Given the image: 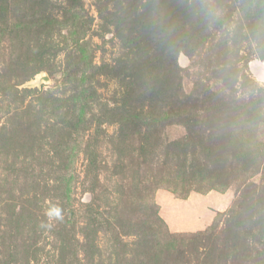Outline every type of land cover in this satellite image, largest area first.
I'll list each match as a JSON object with an SVG mask.
<instances>
[{
    "label": "rangeland",
    "instance_id": "obj_1",
    "mask_svg": "<svg viewBox=\"0 0 264 264\" xmlns=\"http://www.w3.org/2000/svg\"><path fill=\"white\" fill-rule=\"evenodd\" d=\"M0 264H264V0H0Z\"/></svg>",
    "mask_w": 264,
    "mask_h": 264
},
{
    "label": "water",
    "instance_id": "obj_2",
    "mask_svg": "<svg viewBox=\"0 0 264 264\" xmlns=\"http://www.w3.org/2000/svg\"><path fill=\"white\" fill-rule=\"evenodd\" d=\"M49 80V77L47 74H39L37 78L32 81L30 84L39 85L42 82H47Z\"/></svg>",
    "mask_w": 264,
    "mask_h": 264
},
{
    "label": "trees",
    "instance_id": "obj_3",
    "mask_svg": "<svg viewBox=\"0 0 264 264\" xmlns=\"http://www.w3.org/2000/svg\"><path fill=\"white\" fill-rule=\"evenodd\" d=\"M73 1H76V0H73ZM77 1H78V0H77ZM201 236H202V235H201ZM202 237H203V236H202ZM182 238H184V237H182ZM195 238H200V237H197L196 235H193V236L190 237V240H191V239H195ZM206 238H207V237H206Z\"/></svg>",
    "mask_w": 264,
    "mask_h": 264
},
{
    "label": "clouds",
    "instance_id": "obj_4",
    "mask_svg": "<svg viewBox=\"0 0 264 264\" xmlns=\"http://www.w3.org/2000/svg\"><path fill=\"white\" fill-rule=\"evenodd\" d=\"M57 216H59V213H56Z\"/></svg>",
    "mask_w": 264,
    "mask_h": 264
}]
</instances>
